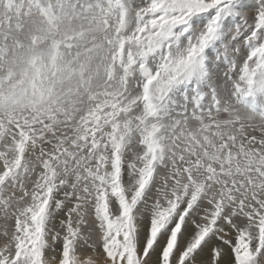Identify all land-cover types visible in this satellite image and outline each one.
Wrapping results in <instances>:
<instances>
[{"label":"snow or ice","instance_id":"obj_1","mask_svg":"<svg viewBox=\"0 0 264 264\" xmlns=\"http://www.w3.org/2000/svg\"><path fill=\"white\" fill-rule=\"evenodd\" d=\"M0 264H264V0H0Z\"/></svg>","mask_w":264,"mask_h":264}]
</instances>
